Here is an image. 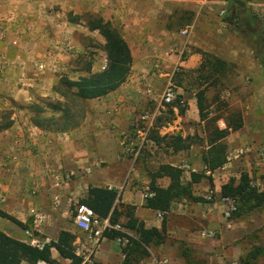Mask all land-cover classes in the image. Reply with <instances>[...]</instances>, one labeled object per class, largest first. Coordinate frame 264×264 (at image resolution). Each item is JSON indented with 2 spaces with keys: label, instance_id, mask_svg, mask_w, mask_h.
Masks as SVG:
<instances>
[{
  "label": "crops",
  "instance_id": "1",
  "mask_svg": "<svg viewBox=\"0 0 264 264\" xmlns=\"http://www.w3.org/2000/svg\"><path fill=\"white\" fill-rule=\"evenodd\" d=\"M44 1L0 0V24L11 29L5 44L17 39L21 47L16 53H12L13 48L5 53L7 46L4 45L0 49V58L13 64L17 58L42 56L40 47L45 43L43 23L46 21ZM72 2L77 6L78 0ZM218 2L221 4L219 9L226 12L240 4L236 0ZM83 5L85 12L95 11L126 33L124 38L133 59L130 73L108 94L80 100L85 108L79 122L72 128L46 131L32 124L30 106L39 102L33 98L36 92L52 96L54 73H35L36 78H26L23 67L14 70L7 63V68L5 66L0 72V87L4 88L5 94L12 92L14 100L5 99L1 104L10 112L12 124L0 131V210L17 218L26 227L0 217V230L31 244L55 240L61 230H67L75 236L76 252L83 256L85 264L92 254L103 263L121 264L124 255L120 247L125 244L117 243L116 238L108 239L103 232L97 239L90 238L73 222L72 204L77 202L78 190L84 186L87 191L89 185L107 186L117 191L119 198L116 202L130 206L139 222L147 228L156 227L161 231L164 238L158 253L163 255L168 244L166 229L177 201L172 202L168 211L161 213L147 208L145 197L128 187L139 182H148L149 186L151 175L148 178L145 172L152 168L155 171L160 164L170 163L180 168L188 165L189 156L184 149L174 151L169 146L166 151L153 143L144 147L149 127L164 108L160 102L163 90L171 84L175 95L181 96L185 110L179 113L173 107V114L163 116L165 125L157 127L159 133L183 138L195 135L196 127L204 124L199 116L196 91L205 88V101L208 102L207 91L220 83L217 79L211 84L204 81L199 73L194 75L202 63V52L239 66L235 74L239 82L230 88L234 90L236 86L239 93H233L232 97L233 102L241 106L243 124L222 140L231 142L232 155L228 154L226 162L213 171L208 170L202 160L200 163L201 171L211 177L212 190L219 194L221 185L229 176H235L237 180L239 173L246 171L251 177L250 164L255 158L250 160L248 150L256 148L264 139V68L253 48L235 28L236 20L228 22L205 16L203 20L195 19L189 23L182 18L185 11L199 7L205 10L206 6L209 7L208 0H83ZM248 19L252 21V18ZM231 29L235 35L231 32L224 34ZM177 70L188 72L189 77L185 76L187 81L178 78ZM15 71L20 72L19 80L24 82L21 88L12 82L16 79L14 76L9 81V74ZM214 76L220 78L217 73ZM28 84L33 86L28 87ZM245 91L248 95L247 92L243 94ZM16 92L21 98L15 97ZM131 155L130 160L128 157ZM253 166L256 168V161ZM55 174L68 178L60 181L54 177ZM201 181L205 188L210 186L205 177ZM34 211L44 215L41 222L35 221ZM25 230L30 231L32 237ZM124 231L133 235L127 229ZM110 242L116 246H111ZM51 252L58 261L68 263V259L55 249ZM162 257L164 259L160 258L157 263L167 264L168 259ZM37 264L46 263L39 261Z\"/></svg>",
  "mask_w": 264,
  "mask_h": 264
},
{
  "label": "rangeland",
  "instance_id": "2",
  "mask_svg": "<svg viewBox=\"0 0 264 264\" xmlns=\"http://www.w3.org/2000/svg\"><path fill=\"white\" fill-rule=\"evenodd\" d=\"M72 1L73 0H45L44 15L46 21L43 23L45 43L41 44L40 47L43 53L42 56L39 58H17V61L20 60V63L16 61L13 62V64L5 58H0V72L4 71L5 66V68H7V63L8 65L10 64V67L14 70L23 67V69H21L26 78H36L34 75L35 73L44 74L48 71L53 72L52 87L54 89L52 88V96H42L36 92L33 98L39 101L41 98L54 97L53 100L66 101L69 106V114H74L80 117L85 106L83 103H80V100L74 98L70 92L65 93L66 89L62 86L60 81L65 77L75 79L80 75H84L88 68H90L91 71H101L103 69H101L100 66L105 60L107 63V59L105 51L103 50V36L99 34L97 30H90L88 25L91 17L90 14L98 16L99 14L95 11H93V13L89 11L85 12L83 0H78L77 6H75ZM208 2L209 7L206 6L205 10H203V7H199L195 10L185 11L182 18L189 23L193 20L195 21V19L196 21L203 20L205 16L210 19H224L226 12H220L219 5L221 4H219L218 0H208ZM236 2L240 4H236L238 6L236 8L237 13L233 15L232 21L237 20V16H239L238 10L242 9L240 11H243V9H249L260 17L264 23V0H236ZM112 25L120 29L117 24L112 23ZM10 31L11 29L9 27L0 24V32L2 34L0 49L5 45L7 46L5 53L9 52L11 48H13L12 53H16L21 49L18 42L13 44L11 40V42L5 44V40ZM230 32L232 35L236 34L233 29H231V31L226 30L224 34L228 35ZM121 33L125 37L126 33L122 30ZM208 54L213 55L211 53ZM50 56H52V58H50ZM26 67L30 69L28 72L26 71ZM238 68L239 66L233 65L232 63H226L225 66L217 72V75L220 77L218 78L220 83L214 85L213 88H210L207 91V117H218L216 125L219 128H224L229 119H232L231 122L237 119V115H240L242 118L241 106L234 103L232 97L233 93L236 95L239 93L236 86L234 90H231L232 88H230L233 83L237 84L239 82V78L235 75ZM177 71L178 78L187 81L186 78L189 77L188 72L183 70ZM9 73L10 72H8L6 76H8ZM194 75H198V72L194 73ZM12 76L16 78L12 81L15 86L18 88L24 86L22 85L24 82L19 80L21 78L20 72H11L9 74V81L12 80ZM185 76L187 77L185 78ZM168 85L172 86L171 84ZM32 86L33 84H28V87ZM3 89L4 88L0 87V106L5 99L7 101L14 100L11 95L12 92H7V94H5V90ZM164 90L160 98V102L164 104V108L161 110L159 116L154 118L152 126L149 127L147 131L148 141H144V147H146V144L149 145L150 143L161 147L163 150H166V147H169L170 135L160 134L157 128L165 125L163 116H168L174 113L173 107L171 106L172 102L166 104L162 100ZM17 92L15 93V97L19 99L21 97L18 96ZM246 92L248 95V91L243 92V94ZM236 95L234 96L236 97ZM178 103L181 107H185L182 100L178 101ZM4 111H8V109H3L1 106L0 112ZM56 116L58 117L59 114H56ZM62 120L63 118H59V122H62ZM220 121L224 122V126L219 124ZM204 127L205 123L196 127L195 133L198 138L192 139L195 142L192 143V147L188 148L189 150L184 149L186 150L185 152H187L189 159L188 168H183L182 171L183 181L189 180L190 172L193 169L194 171H201L202 169V165L200 164L201 156L206 149V139L210 131V128L206 131ZM225 144L227 155H232L233 148L231 142ZM262 148H264L263 138L261 142L256 145V148L253 149L250 147L248 150V153L251 154L250 160L255 158L250 164L252 174L251 177H249L252 185L258 189L262 185L264 186V160L258 155V150ZM128 158L131 160L132 155ZM255 161L257 162L256 168L253 166ZM153 171V168L147 170L145 172L146 176L149 178V175H151ZM126 172L129 171L127 170ZM130 172H133V170H130ZM241 173H246V171H241L238 177H240ZM230 178L236 179L235 176H229L227 181ZM156 183L165 186L169 183V179L167 177L158 178L156 179ZM128 187L132 190L134 189L136 193L141 194V197H145V193L148 189V182L147 184L145 182H139L137 185L134 184ZM212 188L213 185L205 188L202 181L193 186L194 194L204 197L207 200L206 204L204 202H190L186 200L175 202L173 207L174 211L172 213L173 215L170 216L169 223L167 222L168 228L165 233V238L168 239V244L165 246L166 253L163 255L161 252L158 253L160 244L153 243L149 246V250H151L150 252L152 254L150 255L149 252L147 257L136 264H152L154 261L155 264H158L157 262H159L160 258H163L162 256L168 259L167 264H245L246 262L249 264H264V206L254 208L250 212H243L237 209L230 218L226 219L223 216L224 205H222L220 200V197L224 196L221 193V188L219 194L215 193ZM262 191H264V187ZM85 193L86 190H84L83 186L78 190L77 202L85 196ZM229 197L234 198L232 196ZM234 200L236 201V198ZM118 207L122 212L120 221L124 222L126 218L125 212L128 205L118 203ZM72 211L74 216L73 204ZM204 212L207 213L205 214V217L202 216ZM205 229H213L214 236L201 238L199 232ZM129 232L134 234L130 230ZM110 245L116 246L113 242H110ZM250 253L254 256L252 257V254ZM90 258V261L86 264H115L114 262L103 263L93 256V254Z\"/></svg>",
  "mask_w": 264,
  "mask_h": 264
},
{
  "label": "trees",
  "instance_id": "3",
  "mask_svg": "<svg viewBox=\"0 0 264 264\" xmlns=\"http://www.w3.org/2000/svg\"><path fill=\"white\" fill-rule=\"evenodd\" d=\"M240 10H238L239 16L235 21V28L253 48L264 68V27L262 20L249 9ZM235 13H237L236 9L227 11L223 20L233 22L232 17ZM90 16L89 29L97 30L104 38L103 50L106 54L107 63L101 71H91L88 68L86 74L75 79L67 77L61 79L60 83L66 89L65 93L70 92L78 100L101 97L114 90L129 75L133 60L131 50L121 30L113 26L109 20H104L98 15L90 14ZM249 17L252 18V21L248 19ZM202 58V63L197 72L204 81H209L212 84L218 79L214 75L225 66L226 62L205 52H202ZM196 97L200 120L205 123L206 128L204 127V129L207 131L210 128L206 139V149L201 160L208 170L213 171L226 162V144L222 140L230 131L237 130L242 126V118L237 115V119L232 122V119H229L224 128H219L216 125L218 117H207L205 88H199L196 91ZM180 100L181 96L176 95L171 106H175L179 113H183L185 107L180 106L178 103ZM30 107V111L33 113L32 124L46 131L68 130L76 125L80 119L77 115L69 114V106L66 101L41 98L38 103ZM56 114L59 116L57 117ZM59 118H63L62 122H59ZM11 124L10 112H0V131L8 128ZM196 136L197 134L187 135L183 138L179 135H170L168 145L174 151L187 149L195 142L192 139L198 138ZM164 176L169 178V183L166 186L157 184L156 179ZM150 177L147 191L153 194L145 197L144 205L161 213L168 211L172 202L175 201L206 202L204 197L194 194L193 184L199 183L205 177L209 180L210 186L212 185L211 177L205 175L203 171H192L189 180L183 181L182 169L170 163L160 164ZM221 193L224 196L236 198L237 209L243 212H250L254 208L264 206V191L251 184V179L247 173H241L237 180L230 178L222 185ZM118 198V193L113 188L89 185L85 196L79 202L88 205L99 219L107 218L111 225L120 224L124 229L134 233L128 235L125 231L107 228L103 231V236L108 239L127 237V243L121 247L124 255L121 264H136L149 255L151 244H160L164 237L156 227L147 228L142 222H139L134 217L130 206L125 212V221H120L122 212L116 202ZM0 217L7 218L22 228L26 227L20 220L2 210H0ZM74 239L75 236L71 232L61 230L57 239L49 240L40 247L14 238L0 230V264H37L39 261L46 264H85L83 256L76 252ZM52 249H55L63 258L68 259V263H62L54 258ZM245 264L249 263L246 262Z\"/></svg>",
  "mask_w": 264,
  "mask_h": 264
},
{
  "label": "built area",
  "instance_id": "4",
  "mask_svg": "<svg viewBox=\"0 0 264 264\" xmlns=\"http://www.w3.org/2000/svg\"><path fill=\"white\" fill-rule=\"evenodd\" d=\"M221 13H225V9L220 10ZM2 38V34L0 32V40ZM18 41L15 39L12 41L13 44H16ZM106 67V60L101 64L100 68L104 69ZM175 98V91L172 88V86L168 85L163 93L162 100L164 103L168 104L171 103ZM219 124L224 126V122L220 121ZM243 152V151H242ZM259 157L264 160V148L258 150ZM188 168V165H184L181 169ZM89 171V170H88ZM56 179L60 181H66L68 177H64L63 175L58 176L54 175ZM252 184V183H251ZM152 192H146L145 197L151 196ZM221 203L224 205L223 208V216L228 219L231 217V215L237 210V202L234 200V198H231L229 196H221L220 197ZM74 216H73V222L75 226L80 229L81 231L88 233L90 235V238L95 237L96 239L102 235V232L107 228H113L116 230L124 231V228L120 224L111 225L108 221V219H99L95 212L86 204L81 202H74ZM35 221L41 222L44 218V215L38 211H34ZM25 233L27 235L31 236V232L28 230H25ZM126 233V232H125ZM199 236L201 238H207V237H213L214 236V230L213 229H205L201 230L199 232ZM117 243L119 244H126L128 239L127 237H118L115 239ZM35 245L42 246V244L35 243Z\"/></svg>",
  "mask_w": 264,
  "mask_h": 264
}]
</instances>
